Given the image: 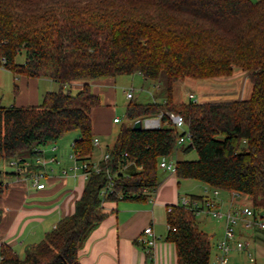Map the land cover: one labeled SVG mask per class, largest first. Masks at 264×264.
I'll use <instances>...</instances> for the list:
<instances>
[{
    "label": "trees",
    "instance_id": "trees-1",
    "mask_svg": "<svg viewBox=\"0 0 264 264\" xmlns=\"http://www.w3.org/2000/svg\"><path fill=\"white\" fill-rule=\"evenodd\" d=\"M0 66L16 77H48L58 85L39 105L0 104V163L36 157L77 130L74 152L92 169V110L100 98L89 81L140 73L157 88L165 76L153 102L127 104V122L167 109L180 112L193 139L181 148L198 157L178 158L177 177L237 193L264 212V0H0ZM235 68L249 72V98L174 101L179 80L231 75ZM76 81L85 83L73 93ZM179 133L170 124L135 130L124 123L106 150L109 160L101 161L99 173L90 172L74 213L45 239L27 245L24 256L2 246L0 264H82L80 248L107 218L105 205L148 201L146 190L158 188L160 160L175 154ZM132 161L136 167L123 171ZM40 168L33 164L23 174ZM108 170L117 173L114 189L102 196ZM20 176L13 167H0V195L7 179ZM191 196L202 203L208 198ZM169 208L166 240L175 244L177 264H212L211 236L195 212L179 203Z\"/></svg>",
    "mask_w": 264,
    "mask_h": 264
},
{
    "label": "crops",
    "instance_id": "crops-1",
    "mask_svg": "<svg viewBox=\"0 0 264 264\" xmlns=\"http://www.w3.org/2000/svg\"><path fill=\"white\" fill-rule=\"evenodd\" d=\"M137 76L134 74L108 76L89 81L93 92L100 98V104L92 110V131L93 135L99 139V145L96 147L101 149L100 156L94 157L93 154L94 162L102 159L107 148L114 145L103 148L101 138L104 139L105 136L114 132L115 111L120 91L126 92L130 88L135 91L133 85L134 81H137ZM140 76L143 89L146 83H153L145 79L142 74ZM18 78L16 94L9 105H39L46 93L58 88L57 83L48 77L18 76ZM130 81L132 84H129ZM84 83V81H76L72 88L78 91ZM251 92L252 88L249 92L250 96ZM154 93L150 91V101L141 103L153 102L156 99V93ZM247 97L249 96H242L239 99H247ZM132 99H135V92ZM63 146L62 142H56L53 146L43 149L42 156L47 160L44 169L40 168L45 171L42 179L45 183L44 188L39 189L19 177L7 179L8 188L0 195V260L2 246L9 245L20 256H24L27 245L45 239L47 233L56 228L63 217L74 213L76 201L83 194L87 178L82 172L74 174L72 153L68 155ZM177 155L179 159H186L189 154L180 148ZM26 157L31 160L34 158ZM53 158L55 161H52ZM135 167L134 163L129 164L126 171H132ZM159 180L153 202L126 200L108 202L105 205V210L108 212L107 218L91 231L80 248L79 260L82 264H177L175 244L166 240L168 207L179 203L180 197L187 193L190 196H210L211 188L204 184L205 191L198 192L191 188L194 186L192 180L184 179L191 189L181 190L182 180L177 177V174L163 169L160 170ZM206 189L209 191L207 192ZM215 198L220 209L248 206L243 203L247 202L246 197H237L233 192L221 191ZM198 220L200 227L211 236L213 262L218 254L217 244L224 236L225 222L212 218L207 213L200 214ZM149 225L159 237L153 261L149 259L138 242L139 235ZM241 244L245 245L244 249L238 247ZM229 264H264V228L259 226H255L252 230H245L240 226L237 228V235L232 242V250L229 254Z\"/></svg>",
    "mask_w": 264,
    "mask_h": 264
},
{
    "label": "built area",
    "instance_id": "built-area-1",
    "mask_svg": "<svg viewBox=\"0 0 264 264\" xmlns=\"http://www.w3.org/2000/svg\"><path fill=\"white\" fill-rule=\"evenodd\" d=\"M134 90L132 88L126 90V95L129 99L133 98ZM189 99L193 101H197V98L194 93L188 94ZM142 121L143 129H158L163 124H170L177 129H179L180 133L178 139L176 141V149L175 154L169 157H163L160 160V168L166 170L168 172L176 173V162L178 159L177 151L184 146L193 145L192 134L190 132L189 126L186 122V119L183 114L177 112L175 110H163L155 115H148L140 118ZM121 118L115 117L114 123H120ZM132 126L134 122L131 123ZM94 144L99 145V139L96 137L94 139ZM74 146V142H73ZM40 153L36 155V157L31 159L20 160L18 158L12 159L9 161V164L19 173L20 178L29 181L35 187L42 189L45 187V183L42 182V179L45 176V171H43L44 166H46L47 160L42 156L44 152L43 149L39 150ZM71 157L73 159L72 170L74 174L78 172H82V174L88 178L92 169L99 173L102 170L101 161L107 162L110 158V153L105 152L102 156V159L96 161L91 165L87 160H81L79 158L78 153L72 152ZM55 161V158L52 159ZM134 162L128 163V165L122 168L123 171L127 169L129 164H133ZM33 164L40 165L43 169L33 170L29 174H23L27 171L28 167ZM135 164V163H134ZM108 173V183L101 190V195L106 196L108 193L112 192L114 189V181L117 173H111L109 170ZM156 190L149 191L146 190V193L150 194L149 201H154V195ZM208 192L209 189H206ZM211 193L213 196H208V198L202 203L199 199L194 198L192 196L182 195L179 200V204L187 207L190 210H193L197 216L202 213H207L216 218H222L225 220V232L223 238L218 242V254L212 264H229V254L232 250V242L235 240L237 235V228L242 227L245 230H252L255 226H259L264 228V214L257 213L251 206H234L229 208L227 211H223L219 208L217 200L215 197H218L220 194V190L212 189ZM238 195L237 193L235 194ZM170 210V208L168 209ZM169 228V226H168ZM159 241V237L156 235L153 227L151 225L145 227L142 233L138 237L139 244L144 248L150 260L153 261L154 250ZM240 249H244L245 245L241 244L238 246Z\"/></svg>",
    "mask_w": 264,
    "mask_h": 264
},
{
    "label": "rangeland",
    "instance_id": "rangeland-1",
    "mask_svg": "<svg viewBox=\"0 0 264 264\" xmlns=\"http://www.w3.org/2000/svg\"><path fill=\"white\" fill-rule=\"evenodd\" d=\"M25 56L19 55L17 58L18 62H24ZM134 75H138L137 81H134L133 87L137 90H135V99L137 102H147L150 101L151 97L150 91L155 92L156 94H159L164 89L165 85V76L161 79V83L158 84L157 88L154 87V82L151 84L146 83V85L141 87L142 85V77L140 76V73H135ZM124 76H130V75H124ZM18 77H16L9 69H6L2 66H0V104L9 106L11 102L14 100L15 96V88L18 84ZM129 84H132L131 81ZM131 86V85H130ZM253 89V83L251 81V78L249 77V72L245 71L241 68H235L234 72L231 75H225V76H218V77H212V78H206V79H193V78H186L184 80H179L175 84L174 89V101L176 103H185L189 102V93H194L197 101L200 102H217V101H234L242 96H249V92ZM72 92L75 93L76 89H72ZM154 93V94H155ZM153 94V95H154ZM247 97V98H249ZM157 99L159 101H163L161 95L157 96ZM130 102V99L127 98L126 92L120 91L119 95V102L118 105H116V117L121 118L120 123H116L114 127V132L109 135L105 136L104 139L101 138L102 147L107 148L108 146H112L115 143V138L121 128V126L124 123H127L129 126L132 122H127L126 119V105ZM79 136V132L77 130H73L70 132H67L64 134L57 142L63 143V146L66 150V153L70 155L74 151L73 142L74 139ZM78 138V137H77ZM60 145V144H59ZM53 144H49L45 147H42V149L46 147H51ZM61 146V145H60ZM62 148V147H61ZM63 149V148H62ZM94 157H97L99 154H101V149L96 147L94 149ZM189 154L187 158L189 159H196L198 157L195 150H192L191 152L187 153ZM185 155V154H184ZM100 156V155H99ZM187 156V155H186ZM185 157V156H184ZM71 158V157H69ZM73 166V165H72ZM0 167L5 170H12V166L9 164L6 166L4 163H0ZM182 180V187L181 190L185 188H190V186H187L189 184H186V180ZM192 180L191 182L194 183L193 188L194 190H198V192L205 191V185L201 181L194 180V179H187ZM190 188V189H191ZM188 192V191H187ZM189 196V194H185ZM212 195V194H211ZM247 199V202H243L244 204L251 205V202ZM223 211H227L225 209H222ZM206 214V213H204ZM264 214V212H263ZM202 215V214H201ZM209 215V214H208ZM212 218H216L212 215H209ZM221 219L225 222L222 218H216Z\"/></svg>",
    "mask_w": 264,
    "mask_h": 264
},
{
    "label": "water",
    "instance_id": "water-1",
    "mask_svg": "<svg viewBox=\"0 0 264 264\" xmlns=\"http://www.w3.org/2000/svg\"><path fill=\"white\" fill-rule=\"evenodd\" d=\"M133 129H135V130H141V129H143L141 119H138V120H136V121L134 122V124H133Z\"/></svg>",
    "mask_w": 264,
    "mask_h": 264
}]
</instances>
